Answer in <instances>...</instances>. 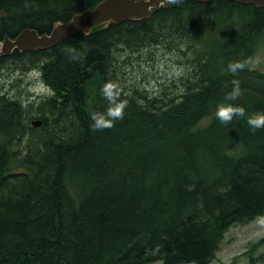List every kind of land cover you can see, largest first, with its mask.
<instances>
[{
    "label": "trees",
    "instance_id": "trees-1",
    "mask_svg": "<svg viewBox=\"0 0 264 264\" xmlns=\"http://www.w3.org/2000/svg\"><path fill=\"white\" fill-rule=\"evenodd\" d=\"M99 1L0 0V40L26 27L50 32ZM263 30L264 6L181 0L0 55V75L9 70L0 84V264H211L231 225L264 214V129L247 123L264 113V71L227 69L250 60ZM160 42L192 70L172 82L174 93L125 83L120 52L155 53ZM32 70L54 95L10 93L14 73ZM234 79L242 95L228 101ZM109 82L127 104L124 118L93 131ZM228 103L247 115L221 123L215 113Z\"/></svg>",
    "mask_w": 264,
    "mask_h": 264
},
{
    "label": "rangeland",
    "instance_id": "rangeland-1",
    "mask_svg": "<svg viewBox=\"0 0 264 264\" xmlns=\"http://www.w3.org/2000/svg\"><path fill=\"white\" fill-rule=\"evenodd\" d=\"M197 34L195 37H207L202 32ZM169 39L174 42L173 45L175 44L174 39L179 41V38L173 36ZM196 41L199 42L198 40ZM167 44L160 42L155 47V53L150 49L145 51L123 49L124 53L120 52V59L125 56L123 54H128L126 60L120 61L121 75L124 77L125 83L131 85L145 84L149 93H158L168 89L169 93H174L177 88L175 89L176 85L170 88L172 82L174 85V83H177L176 79L185 75V73H191L192 70L184 65L185 60L178 53L179 51L169 48ZM119 45L121 44L119 43ZM178 45L183 48L185 44L180 42ZM255 46L250 56V66L264 71V30L257 39ZM8 73V69L2 70L0 84L4 83ZM14 76L19 78V85L11 90V94L19 93L18 95H21L23 99H40L43 95L51 92V89L40 78L37 70L28 72L17 71ZM140 76L146 78L147 81L141 82ZM151 77H155V80H152ZM92 90L93 86H91V92ZM209 120L210 117L202 116L192 128L202 127ZM225 234V237L220 242L219 249L216 251V257L211 261V264H264V239L261 240L262 236H264V214L249 220L246 224L231 225ZM149 264H161V261L157 260ZM177 264L189 263L181 262Z\"/></svg>",
    "mask_w": 264,
    "mask_h": 264
},
{
    "label": "water",
    "instance_id": "water-1",
    "mask_svg": "<svg viewBox=\"0 0 264 264\" xmlns=\"http://www.w3.org/2000/svg\"><path fill=\"white\" fill-rule=\"evenodd\" d=\"M242 1L264 6V0ZM160 5H168V0H100L94 6L74 13L68 20L56 21L50 32L39 33L35 28L26 27L14 38L6 35L3 40H0V55L11 54L15 48L21 51L46 48L67 39L76 31L90 32L95 26L101 24L118 23L124 19L146 18ZM39 123L40 120H34V124Z\"/></svg>",
    "mask_w": 264,
    "mask_h": 264
},
{
    "label": "clouds",
    "instance_id": "clouds-1",
    "mask_svg": "<svg viewBox=\"0 0 264 264\" xmlns=\"http://www.w3.org/2000/svg\"><path fill=\"white\" fill-rule=\"evenodd\" d=\"M181 0H168L170 4H179ZM251 61H235L229 62L227 69L232 74H238L245 68L249 67ZM233 89L231 93L225 97L228 101H236L242 95V90L240 87L239 80H233ZM104 98L109 102V107L106 113H92V130L102 131L104 129L112 128L115 126V121L122 120L125 114V108L127 107L126 102L120 100V89L115 83H105L101 89ZM54 95V93H50ZM217 119L223 124H229L234 118L243 119L247 113L245 107L228 103L220 104L215 113ZM247 123L253 132L264 129V113H256L247 117Z\"/></svg>",
    "mask_w": 264,
    "mask_h": 264
}]
</instances>
